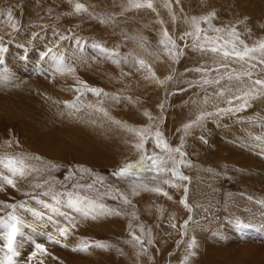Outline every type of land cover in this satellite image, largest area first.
I'll list each match as a JSON object with an SVG mask.
<instances>
[{
  "label": "rangeland",
  "instance_id": "rangeland-1",
  "mask_svg": "<svg viewBox=\"0 0 264 264\" xmlns=\"http://www.w3.org/2000/svg\"><path fill=\"white\" fill-rule=\"evenodd\" d=\"M76 2L83 3L88 8V12L75 13L74 4ZM155 2L159 15L150 10L127 9L128 0H0V35H4L5 46L8 48V52L4 54L5 63L0 65V71L7 68L16 77L8 83H0V108L10 110L15 106V109H18L20 105L18 96H23L26 100H31L32 96H35L39 107L49 113L54 118L53 120L66 122L71 119L74 121V133L78 134L76 138L87 137L86 134H89V131L101 136L111 131V133H117L119 137L122 134L121 146L125 150V155L115 153L119 157L116 158L117 162L110 167L81 163L74 157H63V160L66 158L65 161L55 163L60 166L58 169L51 173L46 172L39 178L43 182L42 178L45 179L47 176V179L51 181V184L45 185V188L34 189L30 183L20 182L18 184L20 191L7 187L5 191L0 192V202L27 201L29 207L43 210L47 214V210L41 209L35 200L29 199L23 193L37 194L50 186L58 191H64L65 188L71 190L77 182L81 185L92 183L95 176L105 181L103 185L96 184L99 192L93 189L89 195L102 196L104 204L121 214L104 216L95 221L81 220L67 241L68 248L49 244L43 237H34L38 242L45 243L48 252L51 253L50 256L42 257L44 264H186L185 257L190 251L187 245L191 237H195L197 247L194 250L195 255L188 258L187 264H211L212 259L206 257L210 254L206 252L205 241L209 242L211 250L218 252L215 254L222 260V264L233 260V257L241 256V252L251 254L254 249H262L264 252V233L254 230L241 232L233 223V220L239 217L245 222L259 224L260 213L264 210L256 203L264 199V145L256 139L257 136L264 137V124L254 121L257 115L261 114L260 117H264V99L252 102L251 107L236 114L210 116L202 128H194L190 134L186 135L184 125L193 120L198 111L203 109L215 113L216 107L213 105L219 107H228V105L222 98L220 100L214 97L215 87L199 86L200 73L189 71V69L207 66L210 63L207 57H201L200 52L193 51L191 47L184 48V41L178 40L177 42L183 47L184 55L178 63H173L158 43L162 27L167 28L169 33L176 38L190 30L189 25L185 23L186 18L202 17L215 11L216 18L211 21L213 25L217 27L237 25L242 38L249 45H253L257 41L264 40V20L260 18L259 13L241 8L242 0H179V3L171 0V6L174 5L172 6L174 21L169 10L163 7V0H155ZM8 12H12L19 22L21 28L19 32H15L9 26ZM95 17L111 18V22L105 25ZM240 20H245L247 27L245 24H240ZM160 21H164L163 26ZM202 27L207 28V25H202ZM54 32L73 37L72 42L60 41V47L56 51L63 53L69 64L75 60L73 65L76 68L75 76L92 88L102 89L104 93L109 94L107 98L97 97L91 92L80 95L75 91L78 85L72 76L68 79L69 81H66L67 76L70 75L57 72L55 62L50 58H41L47 47L52 46L58 40V37H54ZM76 38L87 42L83 52L76 50L74 45ZM94 42L103 44L109 50L118 51L121 58L129 57V60L121 59L120 64H116L110 59L103 58L91 47ZM188 42L191 43L190 39ZM73 53L75 55H72ZM24 57L28 59L25 60ZM132 57L147 61L159 80H165L169 75L174 76V79L168 81L164 87L159 83L156 84V81L146 80L145 72L138 70V65L132 63ZM101 66L113 73L112 77L117 80L116 85L112 84L114 86L109 87L86 70L87 67L90 70L91 68L97 70ZM260 67H257V72ZM210 75L215 76L216 73ZM133 81L140 83L131 89L132 84L135 85ZM189 82L197 86H190ZM43 83L46 85L45 88L37 86ZM56 86H65L63 88L69 89L70 92L66 94L58 89V93L64 94V97H61L47 89ZM28 90L30 94L26 93ZM77 96L80 97L79 100ZM112 97H119V102L113 100ZM205 97L209 104L204 103ZM68 104H74L76 108H68ZM100 106L108 111L111 119L104 118L94 111ZM198 107L201 108L197 109ZM157 108H161L160 111ZM193 109L195 111H192ZM145 112L155 117V124L144 115ZM112 120L121 121L135 128L151 127L153 131L158 126L169 145L182 146V150L186 153L183 159L188 162V166H181V171L189 179L186 181L173 180L181 184L180 189L177 190L163 184L160 180H152L151 173L140 174L141 179L129 177L121 180L113 177L112 173L118 171L126 163L138 162L140 153L132 147L133 137L123 128L112 123ZM0 125L2 126H0V155L24 152L19 151L23 145L19 142L20 138L16 136L14 130L8 125ZM227 131L233 139H228ZM213 136L218 138L219 143L229 146L230 150L238 151L237 154L250 156L260 162L262 170L260 168L253 171V169H246L237 164L232 165V163L216 158L218 162L223 163L222 167L217 169L205 154L208 148L206 146L209 145L208 138ZM201 137H204L207 142H203ZM6 140L13 141L11 148L5 145ZM146 148L148 154L159 151L155 149L151 140ZM212 151H217L214 145ZM239 151L242 153L240 154ZM77 168L90 169L95 176L75 172L72 179H68L69 170L75 171ZM244 175L248 178L247 181L243 180ZM166 178L171 177L169 175ZM34 180L32 179L31 183H35ZM134 181L147 184L149 188L160 183L172 199L144 190L142 187L137 188V194H133ZM185 187L187 193L184 191ZM115 190L126 195L131 203L125 204L123 201L113 199L112 197L117 195ZM105 192L108 194L103 195ZM185 197L191 211H188L181 203ZM249 197L254 199L250 201ZM40 198L48 200L47 197ZM8 211L9 209L0 208V216L6 215ZM25 216L29 220L32 219L27 213ZM54 219L63 222V217H54ZM185 221H189L187 229L183 228ZM173 224L176 225L175 228L172 227ZM85 228L90 231L87 233ZM101 228L103 230L106 228L104 234L97 231ZM46 230L54 231L51 225ZM185 231L187 235L184 234ZM133 233L144 241L143 246L135 241ZM77 235L80 241L100 242L111 247L107 250L90 248L86 253L74 252L72 247L78 244L76 241H71ZM2 245L3 241H0V247ZM33 250L30 242H25L21 249V256L16 258L17 264H25L26 257ZM200 250L205 251V258L201 256ZM2 258L3 252H0V259Z\"/></svg>",
  "mask_w": 264,
  "mask_h": 264
},
{
  "label": "snow or ice",
  "instance_id": "snow-or-ice-1",
  "mask_svg": "<svg viewBox=\"0 0 264 264\" xmlns=\"http://www.w3.org/2000/svg\"><path fill=\"white\" fill-rule=\"evenodd\" d=\"M179 3V0H175ZM163 7L167 8L172 14L173 21L175 15L172 13L171 0H163ZM128 9L135 10H150L151 12L159 15L157 8L155 7V0H128ZM74 12L85 13L88 12V8L80 2L74 4ZM102 24H109L111 18H99L95 17ZM216 18V12L212 11L208 15L202 17H190L185 19V23L189 25L190 30L185 31L181 36L174 38L167 28L161 30V38L159 39V45L162 46V51L173 61L178 63L181 56L184 55L181 45L177 42L184 41L183 47H191L193 50L200 52L202 56L208 58L210 62L207 66L197 67L195 69H189V71H195L201 74L200 87L213 86L215 87L214 96L216 98H223L228 107H216V112H208L203 109L195 114V118L189 123L184 125L185 134H190L194 128H202L208 117L216 115L236 114L241 111L247 110L252 106V102L264 99V40L257 41L253 45H249L243 38L237 25H229L225 27H217L211 23ZM8 20L10 21V27L15 31L21 30L19 22L15 19L12 12H8ZM163 26L164 21H160ZM240 24H245V20H240ZM207 25V28L202 27ZM250 32V30H248ZM211 33V34H210ZM54 37H58V40L50 47H47L41 55V58H50L55 62V70L64 75H70L74 78L76 84L75 91L80 95H84L86 92H91L97 97H107L109 94L104 93L102 89L92 88L85 81L80 80L75 76L76 68L72 64L67 63V57L56 49L60 47V41L69 40L72 41L73 37L63 35L59 32L53 33ZM189 39L191 43L189 44ZM87 42L82 41L79 38L74 39V45L77 51L83 52L84 46ZM143 46V45H142ZM93 49L98 51L103 58L111 59L113 63L120 64L121 59L128 61L129 57H120V53L116 50H109L101 43H93L91 45ZM8 52V48L5 46V37L0 35V65H4V54ZM75 55V53H73ZM131 56V54H129ZM25 60L28 57H24ZM132 63L138 65V70L145 72L146 80H153L159 83L162 87L166 86L168 81L174 79V76L169 75L165 80H159L156 72L152 66L142 58L132 57ZM260 67L259 72L256 71L257 67ZM211 73H216L215 76H211ZM16 79L15 75L7 68L0 71V83H8ZM190 86L192 85L191 82ZM77 96V100H79ZM113 100L119 102V97H112ZM239 102V103H237ZM204 103H208L207 97H205ZM68 108H76L74 104H68ZM91 107V106H89ZM163 109V105H161ZM79 111V109H77ZM95 112L100 113L104 118H110L108 111L100 106L94 109ZM144 115L155 124V117L150 113L145 112ZM112 123L123 128L132 137V147L140 153L138 162L126 163L118 171H114L112 176L117 179H128L133 177L135 179H141L142 173H151L152 180H160L165 185L177 190L180 189L181 184L175 183V181H186L189 178L183 175L181 166H188V162L183 159L186 153L181 147H172L169 145L164 137L163 132L157 126L155 131L151 127L148 128H135L129 125L123 124L121 121L112 120ZM257 140L261 141L264 145V137L257 136ZM149 140L153 141L155 149L159 151H153L148 154L146 145ZM203 142L204 137H201ZM18 144V142H17ZM5 145L9 148L13 146V141L6 140ZM179 157V158H178ZM171 163V167H169ZM60 166L46 162L42 157L26 152L20 153H4L0 155V192L5 191L7 187H11L16 191H20L18 184L20 182H28L34 189H43L45 185H50L49 179H43V182L39 181V178L44 173H51L58 169ZM75 172H83L89 176H95L90 169L77 168L75 171L69 170L68 179H72ZM171 178H166V177ZM32 179H36V183H31ZM105 181L95 176V179L90 184L81 185L79 182L73 185L71 190L65 188L64 191L55 190L53 187H48L46 190L34 194L32 192H24L23 195L27 196L31 200H35L41 209L47 210L50 213L46 216V212L43 210H37L28 206L27 201L20 203H7L0 202V208L9 209L4 216H0V241H3L0 252H3V258L0 259V264H17L18 257L21 256V249L25 242H30V245L34 250L26 257L25 264H44L42 257L50 256L46 244L38 242L34 237H43V239L53 245H60L61 247L68 248L67 241L73 235L78 223L81 220L91 219L93 221L111 215H120L121 213L116 209L108 207L102 202L101 197H93L89 193L96 189V184L103 185ZM143 188L147 191H152L163 196L172 199L168 195L167 191H164L157 183L156 186L149 188L147 184H140L134 181L132 186L133 194H137V188ZM99 192V189H96ZM117 195L113 196V199L123 201L125 204H130L131 201L126 195L115 190ZM187 193V188L184 189ZM105 192L103 195H107ZM40 197H47L48 200L41 199ZM250 201L254 198L249 197ZM183 206L191 211V207L187 203V199L181 201ZM262 208H264V199L256 201ZM64 209L70 210L65 211ZM25 213L29 214L32 219L26 218ZM46 217V219H45ZM54 217H63V222L54 219ZM79 217V219H78ZM43 222V223H40ZM233 223L237 229L241 232L254 230L256 232L264 233V210L260 213V223L254 224L252 222H245L239 217L233 220ZM51 225L54 231L46 230ZM189 221H185L183 228L187 229ZM176 227L175 224L172 225ZM187 235V231L184 233ZM135 241L143 246L144 241L140 237L132 234ZM111 246L108 244L95 242L90 243L85 240H81L77 246L72 247L74 252H88L90 248H98L107 250ZM188 255L185 257V262L189 257L195 255V249L197 247V241L195 237H191L187 245ZM146 251V249H145Z\"/></svg>",
  "mask_w": 264,
  "mask_h": 264
},
{
  "label": "bare ground",
  "instance_id": "bare-ground-1",
  "mask_svg": "<svg viewBox=\"0 0 264 264\" xmlns=\"http://www.w3.org/2000/svg\"><path fill=\"white\" fill-rule=\"evenodd\" d=\"M239 1H241V0H239ZM155 4H156V2H155ZM187 5L189 6L190 4H187ZM172 6H174V5H172ZM240 6H241V8L248 9V10H253L256 13H259L258 15L260 16V18L264 20V0H242ZM29 11H31V10H29ZM30 16H32V15H30ZM193 16H195V15H193ZM182 49H183V47H182ZM189 51H191V50H189ZM195 56H197V55H195ZM201 57H202V55H201ZM195 59H197V57ZM152 64H153V62H152ZM180 66H181V64H180ZM115 67H117V66H115ZM83 68H85V67H83ZM32 69H34V68H32ZM86 70H87V72H90L91 75L94 78L95 77L96 78H99L107 86L111 87V86L116 85L117 80H116V78H113L112 77V74L113 73H111L110 70L108 71V69H105L102 66H101V68H99L97 70H95L94 68H91V70H90V68H88V67H87ZM138 76H139V73H138ZM69 78L71 79V76H67L66 81H69L68 80ZM111 78H113V79H111ZM161 78H162V75H161ZM133 82H135V85H133L131 83L132 84L131 89L140 83V82H137L138 83L137 84L136 81H133ZM112 84H114V85H112ZM156 84H157V82H156ZM37 86L43 87V88L46 87V85L44 83L43 84H40V85H37ZM120 86H121V84H120ZM63 87H65V86H56V87L47 88V89H49L50 90L49 92H51V93H54V94H56L58 96H61V97H64V94L61 92V94H62L61 95L60 93H58L59 91L57 92V90L60 89L61 91L65 92L66 94H68L70 91H69V89H65ZM156 87H158V86H156ZM47 89L45 91H47ZM39 90H41V89L39 88ZM106 90H108V88ZM26 93L30 94L31 92H29V90H28ZM161 96L163 97V95H161ZM18 97L20 99V100H18V102L20 103L19 107H17L18 109H15L16 108L15 106H13L14 108H12L10 110H8V109L3 110V109L0 108V124H2L3 126H6V125L10 126L14 130L16 136H18L20 138V141L19 142H21V144L23 145V148L22 149H19V151L22 150L24 152H28V153H31V154H34V155H38V156L42 157L43 160L46 161V162L59 163L60 161H65L66 160V158L63 160V157L68 156L69 158L70 157L71 158L74 157L76 160L80 161L81 163L101 165V166H105V167L106 166H109L110 167V166L114 165L117 162L116 158L119 157V155H116L115 153H117V154H120L121 153L122 155L123 154L125 155L124 147L121 146V138L120 137L122 136V134H120V137H119L117 133H116L117 134L116 135V134H114L115 132L114 133H111V131H109L110 133L107 132L104 136H101L100 134H93L91 131H89L90 133L89 134L88 133L86 134L87 137H84V136L81 137L80 136V137L76 138V136H78V134L75 135V133H74L75 123H74L73 120H71L70 118L69 119L72 122L66 121V120H65L66 122H64V121H59L57 119L56 120H53L54 118H52L49 115V113H47L43 108H40L39 107L38 102L35 99V96L34 97L32 96V99L30 98L31 100H26L25 97H23V96H18ZM220 100H221V98H220ZM210 102H212V100H210ZM107 103H109V101ZM200 108L201 107H198L197 109H200ZM157 109H159V108H157ZM160 109H159V111H160ZM49 111H50V109H49ZM192 111H195V110L193 109ZM87 112H90V111L87 110ZM191 113H193V112H191ZM253 115H255V114H253ZM260 115L255 116L256 120H254V121H256L258 123L264 124V121H263L264 120V117H262V116L260 117ZM245 118H246V116H245ZM262 124H261V126H262ZM118 129H120V128H118ZM114 130H112V131H114ZM86 132H88V131H86ZM228 132L229 131L226 132V135L229 136L228 139H233L232 136H230V135L227 134ZM246 133H247V130H246ZM180 135L183 136V134H180ZM197 140H199V139H197ZM234 140H235V138H234ZM88 141H90V142H88ZM208 141H209V145L210 146L209 145L208 146L205 145L206 147H208V148H206L207 151L205 152V154L208 155V157L211 159L212 163L216 166L217 169H220V167H222L221 165L223 163L222 162L221 163L218 162V159H216V158H219L220 160L226 161L228 163H232V165L237 164L238 166L244 167L246 169H250V170L253 169V171L256 170V169H260V168L262 170V164L260 162H258L254 158H251L250 156H248V157L246 156L245 157V156L239 155V154H237L238 151L236 152L233 149L230 150V147L229 146L219 143L218 142V138L216 136H213V137L208 138ZM252 141L256 142L253 139H252ZM213 145H214V147L217 150L216 152L215 151H212ZM239 153L241 154L242 152L239 151ZM257 172H258V170H257ZM241 175H243V174H241ZM45 178L47 179V176ZM42 179H44V177ZM243 180L247 181L248 178L244 175L243 176ZM39 181L42 182V180H40V179H39ZM34 182L36 183L37 180L35 179ZM189 197H191V195H189ZM48 214L49 213H47L46 215H48ZM87 229L85 231L88 233L90 230H87ZM83 230H84V228H83ZM85 231H83V233H86ZM97 231L99 233H101V234H104L105 231H106V228H104V230H103V228L97 229ZM78 240H79V238H78V235H77L74 238H72V241L71 242L76 241V244H78L80 242V240L79 241ZM204 243L206 245V252H208L210 254V256H207L206 255V257H209V258L212 259V261H210L211 264H222V262H221L222 260H220L219 257L216 256V254L218 252H216V251L214 252L213 250H211V248L209 247V244H208L209 242L205 241ZM160 246L162 247L161 244H160ZM200 251H201V256H203L205 258V254H206L205 251H202V250H200ZM241 254H242L241 256L238 255L235 258L232 256L233 257V260L231 259L230 261H226V260H229L227 258H226V260L225 259L224 260L226 261V264H243V263H246V264H263V261H264V252L262 251V249H254V250H252V253L251 254L249 252H247V253L241 252ZM234 259H236V260H234Z\"/></svg>",
  "mask_w": 264,
  "mask_h": 264
}]
</instances>
